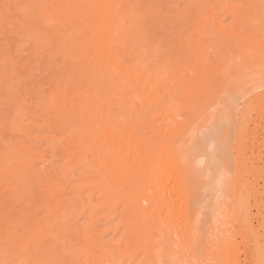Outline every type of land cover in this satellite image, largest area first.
<instances>
[{
	"label": "bare ground",
	"instance_id": "1",
	"mask_svg": "<svg viewBox=\"0 0 264 264\" xmlns=\"http://www.w3.org/2000/svg\"><path fill=\"white\" fill-rule=\"evenodd\" d=\"M143 1L149 0H0L16 15L13 27L5 13L6 31L20 42L34 39L49 58L59 55L71 76L64 83H48V91L36 89L44 107L56 114V130L68 140L60 147L52 138L48 173L41 172L45 165L37 167L38 152L13 136L17 125L6 119L0 123V171L16 178L13 189L24 204L16 210L5 204L9 198L0 189V230L6 231L0 241L16 245L14 254L0 247V264L264 261V223L259 224L264 185H259L261 193L254 181L261 168L258 154L252 155L258 137L245 122L251 105L264 104V80L252 90L260 92L240 97L227 159L217 163L221 153L214 155L216 161L208 156L214 165L207 167L198 159L204 145L196 139L204 111L227 81L226 62L241 60L235 55L238 43L263 40L264 0H243L242 8L229 0H183L184 6L169 15L163 9L167 0H150L140 8ZM219 11L231 17L232 26L220 24ZM204 29L216 33L210 39L213 53H205L209 40L198 38ZM11 46L0 43V79L16 67ZM75 66L79 69L72 71ZM217 67L223 68L220 73ZM28 132L23 131L27 138ZM247 147H252L249 156ZM217 149L224 154L228 148ZM59 157L66 163L58 165ZM209 171L214 177L205 182ZM206 191L216 197L204 214L211 197ZM42 209L52 223L41 217ZM100 234L111 235L110 249L101 245Z\"/></svg>",
	"mask_w": 264,
	"mask_h": 264
},
{
	"label": "rangeland",
	"instance_id": "2",
	"mask_svg": "<svg viewBox=\"0 0 264 264\" xmlns=\"http://www.w3.org/2000/svg\"><path fill=\"white\" fill-rule=\"evenodd\" d=\"M229 1L234 6H238L239 8H242V6H243V0H229ZM143 3L144 4L140 8H144V6L151 4V1L150 0L147 2L143 1ZM153 3H155V2H153ZM165 3L166 4H165L163 9L166 12H168L167 13L168 15L172 14V10L175 9L174 8L175 6H180V7L184 6L183 0H167ZM212 3L214 4L215 2L212 1L209 3V5ZM2 5H4V6H2ZM6 10H7L6 5L1 4L0 16H2V15L3 16L0 17L1 18L0 19V43L3 42V43H6L8 45H10V44L12 45L11 48H12L13 53L11 55L14 56L13 58H14V61L16 63V67L14 70H12V74L7 73L5 75H2V78L0 79V120H1L0 123L6 119L8 122L11 121L13 124H15V126L17 125L16 130L12 132L13 136L15 138L21 140L22 144L27 145V147L29 149L33 150V148H34V151L38 152L37 155H39L40 158L36 162L37 167L39 168L41 165H45V168L41 172L48 173L49 167L47 166V164H48V161L52 159L50 156V149H49V144H51L52 138H54L56 140L55 144L58 143L61 145L60 147L65 146L68 140L66 139V136L63 132L56 130V128L54 126V118L56 117V114L53 111L49 112L44 107L43 103L38 99V97L36 95V89L38 86H41L46 91H48V89H49L48 83L49 84H52L54 82L55 83L56 82L64 83L71 77L70 75H68L70 72H67L68 69L65 68L64 65H62V59L59 55H55V56L49 58L48 57V53H49L48 51H45L42 47L36 46L32 43V41L34 39H31V40L23 39L24 41L21 40V42H20L19 38L16 37V35H14L12 32H9L8 30L6 31V28L3 26H7V25H4V22L6 20H8V21H10V24H12L13 27H15L14 26L15 25L14 19L16 18L15 14L11 15L10 11H6ZM216 11H218V10H216V8H215V12ZM5 13H7L8 15L10 14V17L6 18V20H4L5 19ZM261 18L262 17L258 18L259 21ZM217 20L220 22V24L222 26H232L231 17L223 14L221 11H219V13H218ZM206 29L203 30V32L199 35L198 38L200 40H203V41L205 39L209 40L208 42L204 41L206 43L204 45L205 53L206 52L207 53H213L214 49H212V50L209 49V46L212 44L210 39L213 38L216 35V33H215V31H208L207 32ZM238 44H240V50L242 48H244V49H242V53H240V50L235 52V55H236V53L238 55H240L241 60H239L238 58H234V59L228 60L226 62L225 65H226L227 76H228L227 81L222 87L217 89L214 96L210 100L211 102H209V104H208L209 108L206 111H204V113H203V121L201 122V124L203 126L201 127V125H200L199 128L197 129V130H199V131H197L198 133L197 134L195 133L196 139L198 140V142L196 140L195 143L201 142L200 143L201 146L204 145L203 146L204 152L199 153L200 155L201 154L202 155L199 156L198 159L204 161V163H206L207 167L213 166L214 165L213 160H215V159L217 160V158H214V155H216V154L220 155V153H221V156H220L221 159H219V161H217V163H220L221 160H222V162L224 161L223 160L224 158L227 159V157L230 155V154H228L229 152L232 153V148L234 147V143H233L234 141L233 140L235 139V135H233V134L236 132V128L238 125L237 124V121H238L237 119L239 116L238 112H240L239 110H241L242 101L240 100V97L242 95H245L247 97H245L244 100H247L248 97L253 96L254 94H257L258 92H260L262 90V89H260L258 91L257 90L254 91V92L252 91L253 88L260 86L263 83L262 81L264 80V75H263L264 74V54H263L264 53V36H263V40H261L258 45L252 44L253 45L252 46L248 43H238ZM248 48H249V50H248ZM245 49H247V50H245ZM250 50H252L253 52ZM255 52L259 58L258 57L255 58L256 56L250 57ZM251 53H253V54L251 55ZM258 53L260 55L262 54L263 56L262 55L260 56ZM79 64L81 65L80 61H79ZM220 67H217L216 73H220L222 71L223 68H220ZM78 69H79V67L75 66L72 69V71L78 70ZM5 80L7 81V83L9 81H13V82L10 83L6 87L5 85L4 86L2 85V83ZM81 80H82V78H81ZM70 81H72L71 83L73 85L75 84V82H73L72 79ZM85 81L87 82L88 80L85 79ZM84 86H86L85 83H84ZM8 89H9V93H10V90L12 91V89H13V91H15L14 92L15 96L12 98L11 101H8L10 98V96L8 95L9 93L7 91ZM92 90H93V88L90 87V91H92ZM250 91H252V93H250ZM263 106H264L263 103L262 104L258 103V105H256V106H255V104H253L248 108V111H249V109H251L249 112L247 110H245V112L247 111L246 113H248L247 117L245 119V122L247 124L246 125L247 130L250 132L251 129H253V128L256 129L255 130L256 132L253 133L256 136H254L253 134H250V135H252L254 137H258L256 139H257V142H259V144H260V145H258L259 146L258 147L256 140H254L253 147L254 146H256V147H254L253 151H252L253 152L252 155H254V157L257 154L260 155L258 158L259 161L256 158V157H258V155L255 157L256 161L258 162L257 166L261 167V168L258 167V168H260L259 169L260 171L258 170L257 173L254 174L256 176L255 177L256 179L254 181L257 182V180H258V188L260 186L262 187L264 185V183H263L264 174H262V173L260 174V172H262L264 170L263 169L264 168V163H263L264 162V139H263L264 138V131L261 132V130H264V107ZM237 110H238V112H237ZM259 122H260V125H258ZM254 125H257L258 127L259 126L260 127L257 129V126L254 127ZM19 128H21V129L18 130ZM26 129L29 131L28 132L29 133L28 138L23 133V131ZM210 133L212 135H210ZM221 133H224L225 135L221 134ZM5 135L8 137L10 135V132H7V130H6ZM213 135H214V137H213ZM201 137H202V139H201ZM194 139H195V137H194ZM215 139H216V141H215ZM220 144L222 145V150L228 148V149H226V151L223 150L226 153L223 152L224 154H222L221 149L220 150L217 149L218 145H219V147H221ZM249 144H251V143L248 142V145ZM60 147H59V149H61ZM230 147H231V150H230ZM251 148L247 147L248 156L251 155V153L249 152V150ZM255 148H257V149H255ZM56 150H58V149H56ZM56 152L57 151H55V153ZM58 152L57 153L59 155L58 154H56V155L60 156L61 151L58 150ZM211 153L212 154L214 153V154L212 155ZM223 155L224 156L226 155V157H224ZM208 156L209 157L211 156L212 158H214L212 160V163H211V159H212L211 157H210L211 159L209 158V160H207ZM260 157H262V158H260ZM226 159H225V161H226ZM58 162H59L58 165H62V164L66 163V161L62 158L58 159ZM49 163H51V162H49ZM204 163H202V165H201V167L203 166V168L206 166ZM230 166H231V164H229L227 166L228 168L226 167L227 169L230 168V171H227L226 174L227 175L229 174V176L231 177V176H233L232 175L233 167L232 166L230 167ZM0 169H1V167H0ZM12 175L13 174H11V173L8 174L6 171H0V189H2L5 193L4 198L5 199L9 198L8 203L6 202L5 204H8V205H9V203L14 204L13 207H15V210H16L17 208L19 209L21 206L24 207V204L23 205L19 204L20 200L18 198V195L16 194L18 192L14 191V189H13L17 183V180H16V178H12ZM261 175H262V177H261ZM213 177H214V175H212V173H210V171H209L208 176L205 177L206 179H204V180H205V182H206V180H208V182H211ZM208 187L209 186L205 187V188H207V191H208ZM210 187L211 188H209V189H212L214 192V187L212 188V185ZM261 187L258 190H260V192L262 193L263 188H261ZM221 190L219 189L217 191V192H219L218 193L219 197H223L222 193H220ZM207 191H206V194L211 193V192L207 193ZM213 192L210 195L211 197H209L211 200L208 198L209 200H208V203L206 204L207 206L204 205L205 207H203V208H205L202 210V213H204V214H207V212L209 213V210L211 209L209 206H212L213 198L216 197L215 193L213 194ZM214 195H215V197H214ZM261 195H263L261 197L263 200L262 202H264V193H262ZM16 199H17V201H16ZM253 209H255V208H252V213L254 214V213H256L255 212L256 210H253ZM5 211L6 210H4L3 212H5ZM41 212H42L41 217H45L46 223H48V222L52 223L53 222L51 220H48V218H50V217L47 216L48 213L45 210L42 209ZM72 219L78 224L81 223V220H79L77 218V216H75V215L72 216ZM203 219H204V216H203ZM260 221L258 219V222H260ZM262 223H264V220H262V222H260L259 224H261V226H262ZM254 225H256V219H254ZM3 226H5V225H3ZM263 227H264V224H263ZM98 228H99V226H98ZM4 231L5 230H3V231L0 230V233H2ZM7 232H9V234L12 233V228L9 227ZM262 232H263L262 229H259L258 233L260 235L262 234ZM1 236L5 237L6 235H5V233H2ZM110 236L111 235L107 236V235H101V234L99 236V241H100L101 245L107 246L108 247L107 249L111 248ZM24 237H25V235H24ZM237 241H240V240H237ZM14 245H15L14 242L13 243H6L5 241L4 242L2 240L0 241V247L7 249L10 252V254H14V251H15L14 249L16 248L15 247L16 245L15 246ZM239 258H240L239 260L242 261L244 259V256L242 254H240ZM0 260H1V257H0ZM165 263L166 262L164 260L161 261V264H165ZM240 264H243V263L241 262Z\"/></svg>",
	"mask_w": 264,
	"mask_h": 264
},
{
	"label": "snow or ice",
	"instance_id": "3",
	"mask_svg": "<svg viewBox=\"0 0 264 264\" xmlns=\"http://www.w3.org/2000/svg\"><path fill=\"white\" fill-rule=\"evenodd\" d=\"M10 7H12V6H10V5H6V8H10ZM33 9H35V8H38L39 6H35V5H33V6H31ZM262 8H264V4H262ZM198 264H215V262H213V261H206V262H198ZM261 264H264V261H262L261 262Z\"/></svg>",
	"mask_w": 264,
	"mask_h": 264
}]
</instances>
